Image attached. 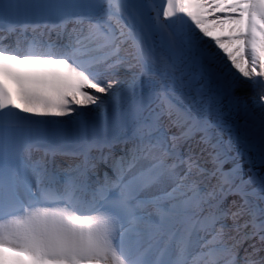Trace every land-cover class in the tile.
Here are the masks:
<instances>
[{
    "label": "snow or ice",
    "instance_id": "1",
    "mask_svg": "<svg viewBox=\"0 0 264 264\" xmlns=\"http://www.w3.org/2000/svg\"><path fill=\"white\" fill-rule=\"evenodd\" d=\"M21 13L76 19L0 28V264H264V0H0ZM223 101L259 168L214 134ZM101 106L120 155L84 136L33 158L34 129Z\"/></svg>",
    "mask_w": 264,
    "mask_h": 264
},
{
    "label": "bare ground",
    "instance_id": "2",
    "mask_svg": "<svg viewBox=\"0 0 264 264\" xmlns=\"http://www.w3.org/2000/svg\"><path fill=\"white\" fill-rule=\"evenodd\" d=\"M68 29L70 30L72 28V24L67 22L65 24ZM42 30V29H41ZM120 75L123 77L125 74L123 73V71H121ZM138 84L140 87H147L148 90H154V89H159L160 87V82L158 80H156L155 78H149L147 76H145L141 81H138ZM200 87V85H196L195 88ZM195 88L193 89V95H196L195 92ZM237 95H246V96H254L255 93L252 90H246L245 92H241L240 90L237 91ZM211 97H212V93L210 92H205L203 94V97L201 96H197V99H203L206 103L211 101ZM264 102V101H261ZM217 107L220 109V111L218 112V114H214L213 115V122H217V115L219 116V122L222 124V127L220 128H214L213 132L214 134H217L218 136L222 137L224 140H228L229 139V134L231 133V135L234 136V138L237 136V128H238V124L239 123H243L244 122V118L243 116H241L240 114H238L234 109H231L227 106V101H223L221 105H217ZM109 117V121L107 120L104 124V126L106 128L102 127L103 132H105V130H107V128H109L110 130L115 129L117 127H119V129L121 130L119 131H112L114 133L112 134H101L100 136L96 135L95 129H94V124L98 121L99 118L102 117V115H105ZM58 120H66V118H56ZM125 119V113L121 110V108L116 107V108H106L104 106H101L99 108H96L95 112L93 113L92 119L90 121V123L87 125L88 128H83L82 125H76V124H62L61 126H59L58 131L60 132V134H57L56 136L58 138H62L64 140L65 144H55V147H57L59 149V151H56V155L53 157L51 156L52 160L53 158L55 159V161L59 164L61 162H68L70 163L72 161L73 158V154H74V150L77 149L78 144L81 142L82 138L84 136H90V137H95L101 141H111V143L113 144V151L117 154L120 155L121 154V149L124 147V141L127 139L126 136H124L123 133L124 131H126V129L123 128V122ZM111 122H113L112 124H110ZM68 127L70 130H68ZM68 131H70L71 133L67 134ZM66 135L70 136L67 137ZM100 137V138H99ZM242 146L245 148L246 152H243V156L245 157V159L247 161H249L251 152L253 151L249 145L247 144V142L243 139H240ZM69 149V151H64V149ZM238 151H236L235 149L232 148V154L235 155ZM41 154H43V152L40 151H36V148L33 149L32 151V156L33 158L39 157ZM95 154V153H93ZM28 153H25V156H27ZM252 163H247L245 165V167L247 168L248 166H250ZM257 168L260 167V163H255Z\"/></svg>",
    "mask_w": 264,
    "mask_h": 264
},
{
    "label": "rangeland",
    "instance_id": "3",
    "mask_svg": "<svg viewBox=\"0 0 264 264\" xmlns=\"http://www.w3.org/2000/svg\"><path fill=\"white\" fill-rule=\"evenodd\" d=\"M243 123H239L238 124V128H237V136L234 138L233 135H231V133L229 134V137H231V146L233 149H235L236 151L240 152V153H243V152H246L245 148L242 146V143H241V140L242 138H240L239 136V132H238V129H239V126L242 125ZM249 163H260L259 162V159L257 158V155H256V152L253 150L251 152V155H250V158H249Z\"/></svg>",
    "mask_w": 264,
    "mask_h": 264
}]
</instances>
